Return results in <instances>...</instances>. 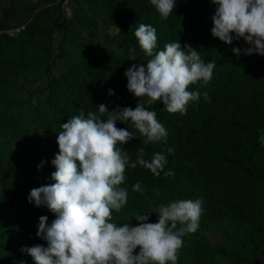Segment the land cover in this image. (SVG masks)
Segmentation results:
<instances>
[{
	"label": "clouds",
	"instance_id": "9594fccd",
	"mask_svg": "<svg viewBox=\"0 0 264 264\" xmlns=\"http://www.w3.org/2000/svg\"><path fill=\"white\" fill-rule=\"evenodd\" d=\"M163 18L175 9L177 0H150ZM216 5L212 16L211 33L221 41L232 44L241 37L247 42L245 54L264 55V0H212ZM140 47L149 57L147 63L133 64L125 71L127 88L137 97L149 98L147 103L159 100L172 113H186L190 101L203 94L190 85L207 83L214 74L215 60L205 62L200 51L179 40L158 47L157 28L150 23H139L135 29ZM239 55L241 49L233 47ZM135 59L134 54L131 56ZM109 95L114 89H109ZM149 141L166 140L168 131L158 120L156 110L146 107L142 100L135 108L117 105L109 111L100 103L98 111L71 116L61 124L57 142L59 151L51 160L55 171L52 183L31 189L28 200L36 206H47L55 213L49 223L41 215L36 235L47 241L22 246L21 251L31 255L35 264H177L183 237L195 232L204 211L203 197L181 198L162 204L155 212L158 220L150 222L153 211L136 213L139 222L119 224L113 210L119 212L128 202V188L121 186L126 169L137 164L159 176L168 163L163 152L145 159L140 148L132 160L122 145L135 133L119 128L117 121L128 122ZM168 153L175 148L169 147ZM46 162L37 165L38 169ZM168 169L164 175H173ZM133 190L144 192L137 181ZM138 249V251H137ZM19 264H27L20 260Z\"/></svg>",
	"mask_w": 264,
	"mask_h": 264
},
{
	"label": "trees",
	"instance_id": "16d2710c",
	"mask_svg": "<svg viewBox=\"0 0 264 264\" xmlns=\"http://www.w3.org/2000/svg\"><path fill=\"white\" fill-rule=\"evenodd\" d=\"M2 2L0 0V4ZM69 2L70 0L54 2L52 7L37 12L19 34L12 37L3 34L0 37H19L23 42L29 41V26L41 14L47 17L53 30L66 36L70 16L66 8L70 7ZM92 2L99 8H103L101 5L108 8V15L112 12L111 15L123 30L126 42L131 45L140 47L135 36L138 24L150 23L157 28L159 48L168 42L179 40L182 46L188 44L197 48L205 62L216 61L210 81H199L191 85L192 90L207 92L208 98L202 94L198 100L190 101L186 113H172L162 109V123L168 131L166 140L144 143L146 137L131 125V120L116 122L117 127L129 128L136 135L122 145L132 160L137 158L140 148L144 149L145 159L150 160L154 153L163 152L168 160L159 176L139 164L135 168L126 169V179L121 185L129 190L125 206L135 213L153 211L151 215H155L158 214L155 210L160 205L173 200L172 186L185 192L197 188L199 194L206 195L211 204L220 210L234 217L250 220V212L259 208V196L264 191V55L245 54L243 49L249 45L242 37L230 44L232 49H241L239 55L232 49H214L207 41L195 38L194 31L197 27H213L212 16L216 5L212 0H177L175 9L167 18L160 15L150 0ZM0 27H11V24ZM97 59L89 67L79 66L78 75L72 78L73 83L80 78L82 81L73 86L64 98L62 107L66 109L67 115L64 116L57 108H53L48 121L56 139L58 132L62 131L61 124L71 116L80 114L82 110L87 115L90 111H98V105L104 103L112 111L108 90L115 88L123 70L115 71L118 67L112 63H109L111 68H104ZM78 94H81L80 97L75 98ZM169 147H174L175 152L168 153ZM168 169H173L174 174L164 175ZM137 181L141 182L144 192L133 190L132 186ZM0 182L1 204L8 196L21 197L22 189L1 168ZM23 207L26 208V213L16 226L24 237V246H47V241L36 235L39 217L47 215L50 223L55 218V213L29 201H23ZM209 216L212 218V215ZM202 228L200 224L198 230L187 233L183 237V245L198 255L221 252L241 261L229 252L210 247ZM191 235L197 236L198 241L187 242ZM16 254L0 257V264H8L12 256L17 258ZM21 254L27 264H35L30 254Z\"/></svg>",
	"mask_w": 264,
	"mask_h": 264
},
{
	"label": "rangeland",
	"instance_id": "374dc122",
	"mask_svg": "<svg viewBox=\"0 0 264 264\" xmlns=\"http://www.w3.org/2000/svg\"><path fill=\"white\" fill-rule=\"evenodd\" d=\"M69 4L64 37L51 28L44 14L29 26V41L0 37V168L22 189L20 198L8 196L2 204L0 198V257L17 253V258L12 256L8 264L25 260L21 257L24 237L16 226L26 213L23 201H29L32 188L53 182L51 173L55 166L51 160L59 147L48 120L53 108L67 115L62 104L70 89L82 81L80 78L78 82H71L78 75L79 66L89 67L97 57L104 68H111L109 63L116 65L115 71L123 70V73L117 79L114 94L110 95L111 109L117 105L135 108L142 100L146 107L156 110L158 120L163 122L161 101L149 105V98L137 97L127 88L125 71L133 64L147 63L149 57L144 50L126 42L119 22L112 12L107 14L108 8L103 5L99 8L92 0H70ZM194 36L207 41L214 49H232L230 44L214 37L211 28L197 27ZM133 50L135 59L131 58ZM45 160L38 169L37 165ZM171 195L173 200L203 197L204 211L199 224L210 247L241 260L238 262L221 252L198 255L183 245L178 251L177 264H264V191L259 196V208L250 212V220L220 210L206 195L199 194L197 188L185 192L172 186ZM113 212V219L119 224L139 223L134 217L136 213L126 206ZM157 220L158 214L150 216V222ZM186 241L192 243L198 238L191 235Z\"/></svg>",
	"mask_w": 264,
	"mask_h": 264
},
{
	"label": "crops",
	"instance_id": "0c3cea01",
	"mask_svg": "<svg viewBox=\"0 0 264 264\" xmlns=\"http://www.w3.org/2000/svg\"><path fill=\"white\" fill-rule=\"evenodd\" d=\"M52 5L54 4L46 3L45 0H3L0 4V26L29 23L37 12Z\"/></svg>",
	"mask_w": 264,
	"mask_h": 264
},
{
	"label": "built area",
	"instance_id": "2783aa9c",
	"mask_svg": "<svg viewBox=\"0 0 264 264\" xmlns=\"http://www.w3.org/2000/svg\"><path fill=\"white\" fill-rule=\"evenodd\" d=\"M25 25L26 24L24 23V24H20L16 26L7 27V28H0V35L4 34L9 37L15 36L24 30Z\"/></svg>",
	"mask_w": 264,
	"mask_h": 264
}]
</instances>
